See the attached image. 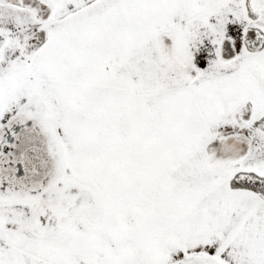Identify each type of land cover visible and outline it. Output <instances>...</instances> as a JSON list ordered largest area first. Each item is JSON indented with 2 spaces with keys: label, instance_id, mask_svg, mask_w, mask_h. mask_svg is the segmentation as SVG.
<instances>
[{
  "label": "snow or ice",
  "instance_id": "obj_1",
  "mask_svg": "<svg viewBox=\"0 0 264 264\" xmlns=\"http://www.w3.org/2000/svg\"><path fill=\"white\" fill-rule=\"evenodd\" d=\"M0 264H264V0H0Z\"/></svg>",
  "mask_w": 264,
  "mask_h": 264
}]
</instances>
